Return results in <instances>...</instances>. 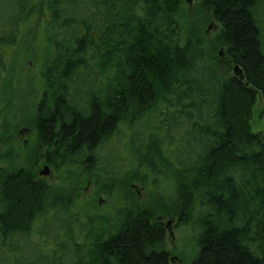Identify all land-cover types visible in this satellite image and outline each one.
<instances>
[{
  "label": "trees",
  "instance_id": "trees-1",
  "mask_svg": "<svg viewBox=\"0 0 264 264\" xmlns=\"http://www.w3.org/2000/svg\"><path fill=\"white\" fill-rule=\"evenodd\" d=\"M37 1L0 0V94ZM46 5L52 54L29 126L47 162L121 176L127 124L140 166L169 176L176 197L103 217L94 236L59 188L2 164L0 264H169L166 211L194 233L189 264H264V144L250 130L264 99V0H199L220 27L212 42L183 23L182 0Z\"/></svg>",
  "mask_w": 264,
  "mask_h": 264
},
{
  "label": "rangeland",
  "instance_id": "rangeland-1",
  "mask_svg": "<svg viewBox=\"0 0 264 264\" xmlns=\"http://www.w3.org/2000/svg\"><path fill=\"white\" fill-rule=\"evenodd\" d=\"M37 2L9 61L0 94V165H12L59 188L63 205L70 201L72 207L69 209L92 220L94 236L100 232V219L119 210L149 207L161 211L167 206L170 208L176 197L173 180L166 175L154 176L140 166L132 151L127 124L120 125L127 161L126 171L121 176L108 180L74 166L56 167L47 162L48 151L37 146L35 131L29 126L34 108L46 90L44 65L52 54L48 41L52 25L46 0ZM198 4L199 0H182L183 23L189 28L201 29L203 39L212 42L220 27L211 19L206 21L208 16L200 11ZM222 49H217L216 56ZM230 73L233 74V68ZM256 100L251 110L250 130L258 134L264 144V99L258 94ZM44 168H48V174L40 177ZM158 216H162L166 228L171 222L166 229L167 249L171 253L169 264H189L196 251L192 229L178 226L176 218L167 215V211Z\"/></svg>",
  "mask_w": 264,
  "mask_h": 264
},
{
  "label": "water",
  "instance_id": "water-1",
  "mask_svg": "<svg viewBox=\"0 0 264 264\" xmlns=\"http://www.w3.org/2000/svg\"><path fill=\"white\" fill-rule=\"evenodd\" d=\"M233 75H234L235 77H237V78L240 80V82H243V81H244V77H243L242 71L239 69L238 66H235V67L233 68ZM47 174H48V168H44V170H43L42 172H40L39 176L42 177V176H45V175H47ZM170 224H171V222H168L167 227H168Z\"/></svg>",
  "mask_w": 264,
  "mask_h": 264
}]
</instances>
